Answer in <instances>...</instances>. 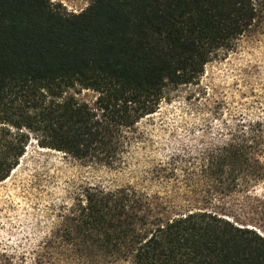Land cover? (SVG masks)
Instances as JSON below:
<instances>
[{
    "label": "trees",
    "instance_id": "16d2710c",
    "mask_svg": "<svg viewBox=\"0 0 264 264\" xmlns=\"http://www.w3.org/2000/svg\"><path fill=\"white\" fill-rule=\"evenodd\" d=\"M255 35L264 0H93L78 14L52 0H0V185L32 140L127 167L139 124L167 93L198 85ZM84 91L93 105L77 99ZM253 96L151 168L156 191L83 185L53 207L29 253L0 248V264H264V234L224 203L264 185V93Z\"/></svg>",
    "mask_w": 264,
    "mask_h": 264
},
{
    "label": "rangeland",
    "instance_id": "374dc122",
    "mask_svg": "<svg viewBox=\"0 0 264 264\" xmlns=\"http://www.w3.org/2000/svg\"><path fill=\"white\" fill-rule=\"evenodd\" d=\"M52 2L78 14L93 0ZM263 93L264 36L255 35L214 59L198 85L167 93L158 112L139 124L142 140L133 148L129 164L123 169L76 161L41 149L32 140L18 168L0 185V248L13 256L29 253L51 224L53 207L68 202L71 194L83 185H133L156 191L146 181L151 168L182 146H194L198 135L207 130L201 128L216 112H227L226 104L239 106ZM76 97L93 105L97 95L84 91ZM224 203L241 225L264 234V185L228 197Z\"/></svg>",
    "mask_w": 264,
    "mask_h": 264
},
{
    "label": "snow or ice",
    "instance_id": "6c2138e0",
    "mask_svg": "<svg viewBox=\"0 0 264 264\" xmlns=\"http://www.w3.org/2000/svg\"><path fill=\"white\" fill-rule=\"evenodd\" d=\"M61 2L63 3V2H64V0H61ZM65 6H67V5H65Z\"/></svg>",
    "mask_w": 264,
    "mask_h": 264
}]
</instances>
